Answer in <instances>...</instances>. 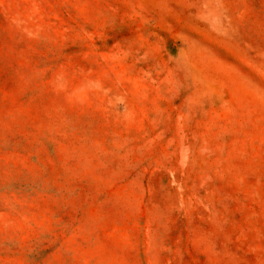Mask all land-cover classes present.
Masks as SVG:
<instances>
[{"label": "rangeland", "instance_id": "1", "mask_svg": "<svg viewBox=\"0 0 264 264\" xmlns=\"http://www.w3.org/2000/svg\"><path fill=\"white\" fill-rule=\"evenodd\" d=\"M0 264H264V0H0Z\"/></svg>", "mask_w": 264, "mask_h": 264}]
</instances>
